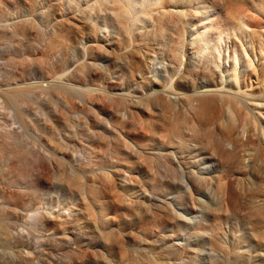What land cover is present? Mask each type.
Wrapping results in <instances>:
<instances>
[{
    "label": "rangeland",
    "instance_id": "obj_1",
    "mask_svg": "<svg viewBox=\"0 0 264 264\" xmlns=\"http://www.w3.org/2000/svg\"><path fill=\"white\" fill-rule=\"evenodd\" d=\"M219 5L222 19L254 16L247 13L246 0H220ZM90 16L98 22H89ZM99 16L84 0H0V69L6 71L0 70V264H229L234 253L240 250L247 258L256 245L245 264H264L263 240L255 243L252 237L263 229L248 228L251 221L264 219V210L256 202L240 201L238 215L222 212L214 200L215 182L206 181L201 189L214 200L207 226H161L159 205L149 206V198L173 190L154 178L150 156L136 142L147 139L145 125H133L127 116L131 111L138 122L147 119L145 81L122 75L125 57L134 49L139 62L158 54L172 72L180 54L169 50V40L179 39L169 30L164 49L162 40L128 32L125 17L118 15L114 42L109 41L107 19ZM76 17L96 27L100 37L92 41L76 35L80 21L63 26ZM53 40L70 44L47 49ZM33 57L42 62L34 63ZM53 66L60 68L55 76L48 74ZM60 83L64 88L54 87ZM15 85L28 90L19 105L2 91ZM232 141L240 145L241 158L254 153L241 146L240 135L235 133ZM262 172L258 186L242 177L231 179L259 203L264 199ZM184 202H190L188 196ZM198 208L194 201L187 210ZM35 213L41 218L35 219ZM174 239L179 253L171 250ZM212 250L228 253L226 261L208 257Z\"/></svg>",
    "mask_w": 264,
    "mask_h": 264
},
{
    "label": "bare ground",
    "instance_id": "obj_2",
    "mask_svg": "<svg viewBox=\"0 0 264 264\" xmlns=\"http://www.w3.org/2000/svg\"><path fill=\"white\" fill-rule=\"evenodd\" d=\"M84 1L94 14H100L99 18L107 19L109 31L106 36H110L109 41H113V34L117 33L118 15L125 17L128 32L146 34L152 42L162 40L160 45L164 44V49L168 44L169 30L179 39L176 43L171 38L169 40L172 45L169 50L180 54L172 72L158 54L148 57L150 60L147 62H139V52L134 49L125 57L127 70L122 75V78L131 79L142 76L145 81L147 119L138 122L136 113L131 111L127 116L133 120V125H145L147 139L136 142L139 148L147 150L154 178L163 187L173 190L165 195H150L149 206L159 205L161 226L173 227V230L207 226L214 211V200L226 214L238 215L240 201L250 205L256 202L255 206L259 205L264 210V199L257 203L254 195L245 193L246 187L235 184L231 179L232 176L238 180L242 177L247 185L258 186L259 171L264 172V18H259L264 17V0H246V6H249L247 13L251 11L254 16L243 14L232 19L220 17V0ZM87 19L94 22L93 16ZM75 21H80L76 35H88L92 41L100 37L96 27H90L88 21L77 17L66 20L63 26H73ZM11 32L18 34L16 28H11ZM69 44L53 40L47 49L60 50ZM85 49H91L90 45ZM161 49L159 46L158 50ZM31 61L38 63L40 57H33ZM179 64L183 67L180 73ZM59 69L53 66L48 74L55 76ZM61 83L54 87L64 88L65 83ZM18 85L2 91L6 98L19 105L22 103L18 100L26 98L28 90L20 89ZM235 133L240 135L242 147L254 149L248 159L241 158L240 145L232 141ZM206 150L210 153L206 154ZM206 181L216 183L214 200L210 194L201 193ZM185 196L190 201L188 204L184 202ZM194 201L199 208L192 213L187 209ZM35 214V219L41 218L39 213ZM49 217V214L45 216ZM249 225L248 228L264 230V219L251 221ZM263 230L252 235L255 243L257 240L264 243ZM256 246L247 251V258L255 255ZM172 247L175 248H171L174 253H179V241L172 243ZM241 253L240 250L234 253L237 257L229 264H245L248 259L240 256ZM227 254L212 250L208 257L226 261Z\"/></svg>",
    "mask_w": 264,
    "mask_h": 264
}]
</instances>
